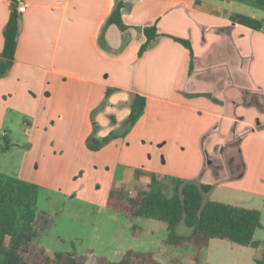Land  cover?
<instances>
[{
    "label": "crops",
    "instance_id": "1",
    "mask_svg": "<svg viewBox=\"0 0 264 264\" xmlns=\"http://www.w3.org/2000/svg\"><path fill=\"white\" fill-rule=\"evenodd\" d=\"M22 1L14 62L0 78V136L30 124L17 179L102 210L119 173L126 189L137 182L130 196L150 182L136 170L159 184L194 181L212 187L209 201L259 211L264 227V27L231 20L264 21L263 0ZM118 2L128 28L109 25L101 40ZM10 11L0 0V53ZM153 25L160 37L138 57ZM173 38L190 44V73ZM132 94L145 112L124 138L89 151L93 124L97 137L116 130Z\"/></svg>",
    "mask_w": 264,
    "mask_h": 264
},
{
    "label": "trees",
    "instance_id": "2",
    "mask_svg": "<svg viewBox=\"0 0 264 264\" xmlns=\"http://www.w3.org/2000/svg\"><path fill=\"white\" fill-rule=\"evenodd\" d=\"M264 7V0L260 2ZM124 4L118 2L107 17L102 30L101 40L109 25L119 31L128 27L123 23L122 10ZM20 16L17 12V0H11V11L3 30V49L0 53V78L9 72L15 57L19 34ZM231 20L252 29L264 27V21L248 16L233 15ZM142 33L145 42L138 51V57L153 46L160 35L156 27H144ZM189 52V73L192 71V50L186 40L173 38ZM105 91V99L113 92ZM145 98L132 94L129 98V114L120 126L104 137H97L98 126L93 124L92 133L86 139V148L97 152L111 142L124 138L137 120L145 112ZM106 100L100 105L102 109ZM3 143L0 151L9 147L8 137L0 136ZM148 177L147 186L134 187V195H126L123 185L113 184L107 198L106 207L113 213L127 219L143 218L164 222L167 225L166 242L175 247L190 246L198 252L207 247L212 239L227 240L240 247L258 248L262 246V255L254 260V264H264V240H254L258 229H264L260 223V212L241 207L206 200L212 187L194 181L171 179L174 197L168 199L161 191L155 174L134 171V178ZM36 187L26 184L16 177L0 178V264H84L83 261L67 253L47 254L41 247L33 244L40 231L51 225L46 213H36L33 200ZM184 224L191 230L188 235H179L176 227ZM135 227V226H134ZM133 227L132 233L138 232ZM198 256V255H196ZM195 256V257H196ZM97 264H159L151 253L127 251L119 261L112 262L100 258Z\"/></svg>",
    "mask_w": 264,
    "mask_h": 264
},
{
    "label": "rangeland",
    "instance_id": "3",
    "mask_svg": "<svg viewBox=\"0 0 264 264\" xmlns=\"http://www.w3.org/2000/svg\"><path fill=\"white\" fill-rule=\"evenodd\" d=\"M23 122L20 119L11 128L12 134L7 136L9 147L0 151V178L18 174L28 142L22 130L30 127ZM2 143L0 137V145ZM116 179L120 184L122 173L117 174ZM125 183L128 189L137 182L128 180ZM160 188L166 198L174 197L170 182L160 184ZM126 195L130 196L128 192ZM206 200H209V194ZM33 209L36 213H46L51 220V225L40 231L33 244L49 255L67 253L81 259L84 264H97L100 258L117 262L127 251L151 253L159 264H254V260L262 255V246L240 247L219 239L210 240L207 247L199 252L188 246L180 249L166 242L167 225L164 222L143 218L130 220L108 209H99L76 194L66 199L60 194L36 189ZM133 227L138 232L136 235L132 233ZM176 232L188 235L191 230L179 223ZM254 239L264 240V229H258Z\"/></svg>",
    "mask_w": 264,
    "mask_h": 264
},
{
    "label": "built area",
    "instance_id": "4",
    "mask_svg": "<svg viewBox=\"0 0 264 264\" xmlns=\"http://www.w3.org/2000/svg\"><path fill=\"white\" fill-rule=\"evenodd\" d=\"M26 9V5L22 0H17V12L23 13ZM2 136H4V134H2Z\"/></svg>",
    "mask_w": 264,
    "mask_h": 264
}]
</instances>
